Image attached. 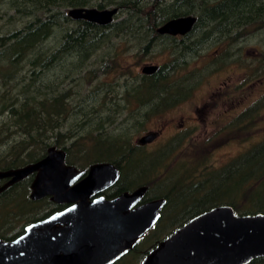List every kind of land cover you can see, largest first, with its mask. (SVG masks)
I'll use <instances>...</instances> for the list:
<instances>
[{"label":"trees","instance_id":"1","mask_svg":"<svg viewBox=\"0 0 264 264\" xmlns=\"http://www.w3.org/2000/svg\"><path fill=\"white\" fill-rule=\"evenodd\" d=\"M107 6L118 8V14L106 27L73 21L67 10L62 11L82 7L102 10ZM1 10H5L3 15L0 14L5 22L2 26L5 31L0 33V171L35 163L45 157L50 147L64 150L66 164L78 170L86 169L94 162L111 163L119 170L120 178L113 190L106 194L107 197L146 187L145 200L165 198L167 202L155 228L165 219L166 213L179 210L175 196L189 191L190 195L183 202L186 216L179 224L164 236L155 234L157 240L138 255L140 243L151 238L153 228L141 238L138 246L115 264H138L158 242L212 207L228 205L237 215L264 214V198L256 203L249 198L259 183L264 185V134L222 170L205 174L203 179L193 175L194 171L184 170L170 162L185 137L151 156L145 147L132 144V135L149 119L169 112L191 97L199 78L192 71L184 72L185 59L197 54L206 44L219 46L218 55L211 64L215 70L224 69L229 62L245 70L244 79L235 90L248 87L247 91H250L254 86L264 88V49L257 51V58H246L248 62L245 64L241 60V48L237 49L240 37L248 38L264 31V0H175L172 6L166 7L161 1L144 4L142 0H0ZM187 15L196 17L191 33L197 37L189 45H182L181 53L159 66L155 74H126L128 78L118 86L123 92L120 96L117 94L107 99L109 93H118V90L103 89L104 85L100 84L79 97L78 85L83 82L92 84L98 79L96 70L86 72V68L100 48H108L114 45V39L135 33L134 26L146 25L152 29L148 33L151 40L140 48L143 59L157 45L154 41L159 37L153 29L170 18ZM120 16L124 18L118 21ZM18 22L23 24L22 27L12 31L10 26ZM71 24L74 25L70 27ZM69 58L75 61L62 66V62ZM100 58L101 61L112 62L113 66L103 74L117 72L116 58L110 54ZM56 70L59 72L55 73ZM263 113L264 91L235 117L231 116V121L224 127L198 143L216 144L213 147H217L232 140L247 141L244 133L264 121ZM124 114L126 116L122 118ZM79 117L80 121L77 120ZM121 118L118 125L122 129L109 136L108 130ZM127 124L130 126L124 128ZM91 151L105 158L84 162ZM144 160H153L150 168L134 174L133 171L139 169ZM77 161L82 165L78 167ZM166 163H169L167 168L164 166ZM165 173L169 175L166 177L168 181L162 180ZM238 174L247 182L238 197L213 206L202 205L211 196L207 190L214 175H227V179H233ZM32 178L30 176L0 194L1 225L5 226L8 220L19 223L10 231L11 237L0 234V239L12 240L23 233L27 224L65 208V205L54 204L49 197L37 202L30 200ZM135 179L140 181L132 184ZM163 186L164 193L149 198L150 192ZM242 199L245 204L240 211L236 202ZM251 208L255 210L251 211ZM15 229L18 231L13 234ZM250 264H264V258Z\"/></svg>","mask_w":264,"mask_h":264},{"label":"water","instance_id":"2","mask_svg":"<svg viewBox=\"0 0 264 264\" xmlns=\"http://www.w3.org/2000/svg\"><path fill=\"white\" fill-rule=\"evenodd\" d=\"M117 14L116 7L67 11L73 21L100 27L111 24ZM195 23L194 16L177 17L162 24L157 33L183 36ZM157 70V65H145L141 73L153 75ZM157 136L145 134L137 144L148 145ZM30 176V200L49 197L68 207L27 225L20 237L0 239V264H115L158 223L166 205L162 198L141 203L146 187L105 199L100 194L117 184L119 170L111 163L78 170L66 164L64 150L54 147L35 163L0 171V194ZM260 258H264V214L237 215L231 206L221 205L177 228L139 264H250Z\"/></svg>","mask_w":264,"mask_h":264},{"label":"rangeland","instance_id":"3","mask_svg":"<svg viewBox=\"0 0 264 264\" xmlns=\"http://www.w3.org/2000/svg\"><path fill=\"white\" fill-rule=\"evenodd\" d=\"M167 2H169L167 0ZM113 6H107L106 8H110ZM2 8V6H1ZM96 8V7H91ZM105 9V8H104ZM68 9H63L65 11ZM5 10H1L0 14H4ZM124 16H120L119 20H122ZM4 20L0 18V33H4V29L2 26L4 25ZM22 23H13L10 28L11 30H17L22 27ZM74 25V24H73ZM72 24L70 25L73 26ZM2 28V29H1ZM137 33V34H136ZM139 32H135L130 34L128 37H124L121 39H114V45L106 48H100L95 55L89 60L86 72L96 70V80L92 81V84H88L83 82V84L78 85L76 90L79 89L81 95L79 97L87 94L89 90L93 89L94 86L104 85L103 89L114 88L118 90V93L111 92L107 95V99L111 96H116L117 94L120 96L123 92L120 87L128 76L126 74H131L132 76L140 74V70L145 65H157L162 66L164 64L169 63L175 56L181 53V46L174 45V42H163V40H157V45L154 49L149 51L148 54L142 59L143 53L140 51L141 39L135 37ZM130 37V39H129ZM135 37V38H133ZM195 38V37H194ZM194 38L186 40L184 46L190 44L191 40ZM219 46L216 44L210 43L206 44L202 50L198 51L195 55H190L186 57L185 70L194 72V75H197L199 78L198 85L195 86V89L190 98L180 103L177 107L170 110L169 112L157 115L146 123L142 129L135 132L132 135V144L136 145L138 139L145 135L146 133L158 132L160 130L161 135L158 140L149 146L145 147V151L150 154V156L161 150L166 148L171 143H175V139L185 137V141H181L179 147L177 148L175 156L170 160L172 165L176 167H181L187 171H194L193 175L201 176L199 179H203V175L208 174L210 172L222 170L227 166L234 158H236L239 154L243 153L247 150V148L251 147L256 141L261 139L264 134V121L260 122L256 125L251 126V129H247L244 133L247 141L242 140H232L230 143L225 145H218L217 147H213V145H201L198 142L203 140V133L207 134L211 132H215V124L217 119V114L222 112L224 109L229 113L230 116L235 117L238 112L240 113L245 105H249L255 97L260 95L264 91L263 86H254L250 91H247L248 87L240 88L239 90H235L237 84H240L242 79L245 76V70L239 67L236 64L232 65V62H229L228 65L225 66L224 69L215 70V66L211 65L215 58L217 57ZM264 49V31L259 32L255 35L249 36L245 42L242 43L241 49V60L245 64L248 60L245 61L248 57L257 58L258 50ZM110 54V56L116 58V63L118 65L117 72L103 74V71H109L112 68V62H107L108 60L101 61L100 56H105ZM141 60V61H139ZM75 59H66L62 62V66H66L70 62H74ZM59 71L56 70L55 73ZM123 72V74H122ZM230 87V91L228 90ZM78 88V89H77ZM220 93H217L219 92ZM217 93V94H216ZM228 93L226 98L223 94ZM103 97V94L100 95ZM252 97V98H251ZM208 105H215L217 108L208 115L206 123L202 122L203 118L197 116V110L202 111L203 107ZM85 112L87 110L85 109ZM126 115H122V118ZM264 116V113H263ZM119 119L118 123L111 127L108 132L109 136L111 134L118 133L122 126L118 125L121 122ZM224 121H227V118H223ZM232 119V118H231ZM78 121L81 118H77ZM183 121L185 130L183 132H178V123ZM231 121V120H230ZM80 124V123H79ZM127 124L124 128L129 127ZM260 130V132H257ZM199 131V132H198ZM198 132V134H196ZM196 134V135H195ZM233 135V133H232ZM199 136V137H198ZM237 136V135H233ZM198 137V138H197ZM197 143V144H196ZM138 145V144H137ZM94 150V149H91ZM148 154V155H149ZM105 157H101V154H98L96 151H91L88 157L84 158L83 161L86 163L91 162L96 159H104ZM153 160H144L141 163L139 169L134 170V174H139L141 169L150 168V163ZM169 162V163H170ZM168 163V164H169ZM82 165L81 161H77L78 167ZM95 164L92 163L90 165ZM166 163L164 166H168ZM85 168L88 169L89 166ZM84 169V168H83ZM166 170V169H165ZM169 176L168 173H165L162 177V180L167 179ZM140 180L135 179L133 183L137 184ZM168 181V179L166 180ZM197 180H195L196 182ZM126 183V182H125ZM245 182L242 178V175L238 174V177L227 179V175H214L212 180L211 187L208 188V192L211 195L207 200L203 202V206H213L217 203H220L223 200H229L232 197H238L242 188L245 187ZM253 195L249 196L252 202L256 203L260 198L263 200L264 198V185L263 183H259L253 189ZM165 189L163 187H159L150 192L149 198H154V195H158L164 193ZM189 191L178 193L175 196V204L179 209L177 212H168L166 213L165 219L150 232L151 238L144 239L139 245L138 255L143 254V250L149 248L156 240L154 235L156 236H164L173 226L179 224L186 216L185 207L183 205L184 200L189 196ZM253 198V199H252ZM148 199V198H147ZM158 199V198H156ZM245 202L242 200L236 202V206L238 209L242 211ZM246 206V205H245ZM255 209L251 208V211ZM163 213V210H162ZM3 220L0 218V225ZM19 223L16 221L8 220L5 221V226L0 227V234L5 237H11L10 231L18 226ZM18 229H15L13 232L16 233ZM171 231V230H170ZM147 235V234H146ZM137 245V246H138ZM140 260L137 262L139 264Z\"/></svg>","mask_w":264,"mask_h":264},{"label":"flooded vegetation","instance_id":"4","mask_svg":"<svg viewBox=\"0 0 264 264\" xmlns=\"http://www.w3.org/2000/svg\"><path fill=\"white\" fill-rule=\"evenodd\" d=\"M154 1H161L162 2V4H163V6H172L173 4H174V2H175V0H168L169 2H167V0H142V2L144 3V4H146V3H153ZM147 11H150V10H147ZM187 16H191V15H187ZM174 18H177V17H174ZM174 18H170V19H168V20H171V19H174ZM167 20V21H168ZM166 21V22H167ZM164 24V23H163ZM162 25V24H161ZM161 25H159L158 27H156V28H154L153 29V32H155L156 34H157V36L159 37V39L158 40H163V42H171V43H173L174 42V45H176V46H182V45H186L185 44V41L186 40H189V39H192V38H194V37H197L196 35L197 34H192L191 33V31H193V29H194V26H193V28H192V30L189 32V33H187V34H185V35H183V36H181V35H177V36H171V35H160V34H158L157 33V29L161 26ZM152 28L151 27H149V26H146V25H136V26H134L133 27V30L134 31H136V32H142L141 34H138V35H135V37H137V38H140L141 39V41H140V43L142 44L143 43V46H146L147 45V43L151 40V35L150 34H148L149 33V30H151ZM135 37H133V38H135ZM247 40V38L246 37H240V41H239V44H238V46H237V49L238 48H241L242 49V43L243 42H245ZM156 42L157 41H154V43L156 44ZM153 43V44H154ZM152 44V45H153ZM151 45V46H152ZM142 46V47H143ZM152 50V49H151ZM158 68H159V66H158ZM142 69V68H141ZM139 75H141V76H151V75H143L142 73H141V70H140V74ZM228 90H229V87H228ZM217 93H220V91L219 92H217ZM216 93V94H217ZM228 93H225V94H223L224 96H226ZM215 108H217L215 105H210V106H208L207 107V105H205L204 107H203V110L202 111H199V110H197L196 111V113L198 114L197 116H200V118H203V120H202V122L205 124L206 123V120H207V118H208V115L210 114V113H212L214 110H215ZM224 117H226L227 118V121H224ZM230 120H231V116L229 115V113L226 111V109H224L222 112H220V113H218L217 114V119H216V124H215V132H211V133H209V134H207L206 132H204L203 133V135H205L204 136V138H203V140L204 139H206L207 137H209V135H211V134H213V133H216L220 128H222V127H224L227 123H229L230 122ZM185 130V127H184V123H183V121H180L179 123H178V132H183ZM160 131H162V130H160ZM160 131H158V132H155V133H157L158 134V136H157V139L153 142V143H150V144H148V145H145V146H142V147H146V146H149V145H152V144H154L157 140H158V138L160 137V135H161V132ZM199 132V131H198ZM198 132L196 133V134H198ZM150 133V132H149ZM146 134H148V133H146ZM195 134V135H196ZM199 137V136H198ZM197 137V138H198ZM181 139V138H180ZM179 139V140H180ZM182 139H184V138H182ZM175 140H178V138L177 139H175ZM202 141V140H201ZM200 141V142H201ZM96 164V163H95ZM90 167V166H89ZM83 170H85V171H87L88 169H83ZM84 176H86V175H83L81 178H83ZM116 185V184H115ZM115 185L113 186V187H111V188H109V189H107L106 191H104L103 193H101L100 194V196H103L105 199H107V200H109V199H113V198H115L116 196H118L119 194H121V193H119V194H117V195H113V196H110V197H107L106 196V194L107 193H110L112 190H113V188L115 187ZM123 193V192H122ZM163 199V198H162ZM165 199V198H164ZM147 201H150V200H145L144 198H143V200L141 201V203H144V202H147ZM167 202V201H166ZM68 207V205H65V208H67ZM64 208V209H65ZM63 210V209H62ZM62 210H60V211H62ZM59 212V211H58ZM39 221V220H38ZM34 222H37V221H34ZM34 222H31V223H29V224H32V223H34ZM29 224H27V225H29ZM26 225V226H27ZM25 226V227H26ZM24 227V228H25ZM154 228V227H153ZM152 230V229H151ZM23 233H24V231H23ZM23 233L22 234H20L19 236H17V237H20L21 235H23ZM16 237V238H17ZM15 239V238H14ZM13 240V239H12Z\"/></svg>","mask_w":264,"mask_h":264},{"label":"bare ground","instance_id":"5","mask_svg":"<svg viewBox=\"0 0 264 264\" xmlns=\"http://www.w3.org/2000/svg\"><path fill=\"white\" fill-rule=\"evenodd\" d=\"M17 185V184H16Z\"/></svg>","mask_w":264,"mask_h":264}]
</instances>
